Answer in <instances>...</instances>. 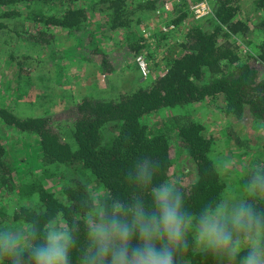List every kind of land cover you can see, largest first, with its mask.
Listing matches in <instances>:
<instances>
[{"label": "trees", "instance_id": "1", "mask_svg": "<svg viewBox=\"0 0 264 264\" xmlns=\"http://www.w3.org/2000/svg\"><path fill=\"white\" fill-rule=\"evenodd\" d=\"M211 1L212 13L199 20L192 18L177 48L168 51L164 71L146 83L110 96L86 94L55 110L35 115H21L0 105V123L35 135L37 158L34 160L41 169L38 173L30 164L21 166L23 158L9 159L0 134V191L21 199L8 213L0 209V227L19 229L33 219L43 224L60 211L62 222L77 218L81 231L77 234L79 246L73 250L72 257L73 264H79L80 248L87 242L88 214L80 207V201L105 190L128 199L132 187L124 179V173L142 155L160 159L162 167L153 183L179 182L187 192L186 204L194 214L207 202L223 198L224 183L210 154L211 138L203 132L198 119L187 112L176 114L172 120L173 135L144 120L166 107L182 108L221 96L232 116L264 123V0H252L263 12L255 24L263 36L255 52L244 56L231 38L233 34L247 37L251 30L239 15L241 0ZM19 3L33 5L24 16L31 20L26 31L33 42L50 41L53 33L46 31L47 28L75 29L89 18V11L77 0H0L3 8L0 17L19 14ZM99 3L101 6L95 8L94 3L90 9L104 12L110 29L128 27L125 37L129 41L122 49L108 52L94 43L89 45L91 54L81 55L98 61L105 70L117 67L115 62L121 56L134 60L155 36L167 39L168 32L161 30L145 35L135 30L148 15L163 10V0H100ZM184 6L185 3L176 5L174 14L164 22L182 25L189 15ZM3 25L6 23L0 20V27ZM178 147L187 151L190 165L180 169L181 173L186 172V177H173L174 151ZM258 163L264 164L261 155ZM247 172L239 179L242 192ZM53 176L62 179L60 195L43 183L44 177ZM145 198L150 202V197ZM72 201L76 203L71 204ZM5 217L8 220L4 221ZM181 261L182 264H217L195 246L181 256Z\"/></svg>", "mask_w": 264, "mask_h": 264}, {"label": "rangeland", "instance_id": "2", "mask_svg": "<svg viewBox=\"0 0 264 264\" xmlns=\"http://www.w3.org/2000/svg\"><path fill=\"white\" fill-rule=\"evenodd\" d=\"M99 1L77 0L89 11L87 22L84 21L75 29L59 26L47 28L46 31L53 33V37L45 43L33 42L27 37L26 29L31 20L24 16L33 5L19 3V14L0 17L6 23L0 27V105L21 115H35L55 110L86 94L110 96L146 83L152 76L164 71L170 55L168 51L177 48L187 25L194 20L188 12L182 25L166 24L165 19L175 11L168 14L164 8L148 15L137 27L134 26L137 33L145 35L161 30L168 32V36L167 39L155 36L139 53L146 62V72L142 73L138 68L136 58L128 60L122 56L115 62L117 67L105 70L98 61L81 55L91 54L89 45L94 43L108 52L122 49L129 41L125 37L128 27L110 29L105 23L106 14L90 9L94 3L95 8L101 6ZM134 5L135 3L131 6ZM240 5L239 15L247 21L251 30L247 37L233 34L231 38L238 44L239 54L244 56L255 52L257 43L263 36V32L255 26L263 12L254 6L252 0H241ZM184 8L188 9L186 6ZM2 9L0 8V13ZM182 112L198 119L203 124V132L211 138L210 154L217 162L224 183L223 197L229 189L242 195L239 179L254 165L259 164V155L264 157V123L232 116L226 111L225 101L221 96L194 102L182 108L166 107L147 115L144 120L167 129L173 135V117ZM0 134L9 159L19 161L23 158L21 166L27 167L30 164L36 172H41L34 160L37 158L34 134L19 132L4 123H0ZM186 165H190L187 163V151L178 147L174 151L175 172L172 176L186 177V172H180ZM43 183L56 195H60L62 179L55 176L44 177ZM19 201L21 199L0 191V209L7 213ZM5 220L8 219L5 217Z\"/></svg>", "mask_w": 264, "mask_h": 264}, {"label": "clouds", "instance_id": "3", "mask_svg": "<svg viewBox=\"0 0 264 264\" xmlns=\"http://www.w3.org/2000/svg\"><path fill=\"white\" fill-rule=\"evenodd\" d=\"M161 167L159 158L139 156L124 173L128 199L105 190L80 201L88 214L79 264H182L193 246L217 264H264V164L247 172L242 195L229 189L195 214L179 182L153 183ZM61 217L0 227V264H73L80 220Z\"/></svg>", "mask_w": 264, "mask_h": 264}, {"label": "built area", "instance_id": "4", "mask_svg": "<svg viewBox=\"0 0 264 264\" xmlns=\"http://www.w3.org/2000/svg\"><path fill=\"white\" fill-rule=\"evenodd\" d=\"M185 3V6L188 8L189 16L191 18H202L212 13V1L211 0H163V8L168 14H171L170 11H174L176 5L182 6ZM173 8V9H172ZM136 62L138 68L142 73L146 72V62L141 55L136 57Z\"/></svg>", "mask_w": 264, "mask_h": 264}]
</instances>
